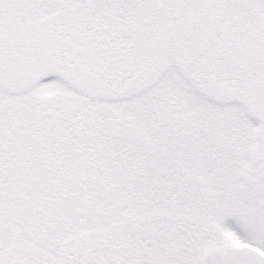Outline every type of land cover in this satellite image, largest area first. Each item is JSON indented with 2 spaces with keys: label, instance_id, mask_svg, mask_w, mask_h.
Returning <instances> with one entry per match:
<instances>
[{
  "label": "snow or ice",
  "instance_id": "snow-or-ice-1",
  "mask_svg": "<svg viewBox=\"0 0 264 264\" xmlns=\"http://www.w3.org/2000/svg\"><path fill=\"white\" fill-rule=\"evenodd\" d=\"M0 264H264V0H0Z\"/></svg>",
  "mask_w": 264,
  "mask_h": 264
}]
</instances>
